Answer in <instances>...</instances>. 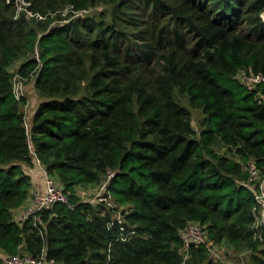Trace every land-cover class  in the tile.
I'll return each mask as SVG.
<instances>
[{
    "label": "trees",
    "instance_id": "trees-1",
    "mask_svg": "<svg viewBox=\"0 0 264 264\" xmlns=\"http://www.w3.org/2000/svg\"><path fill=\"white\" fill-rule=\"evenodd\" d=\"M27 2L18 11V0H0V264L18 253L54 264L211 262L204 246L184 251L194 222L220 251H258L249 168L264 176V81L239 76L264 74V0ZM67 5L85 14L42 21ZM21 58L42 98L31 126L11 70ZM176 92L202 109L199 129ZM37 160L69 204L20 222ZM79 186H105L104 200H83Z\"/></svg>",
    "mask_w": 264,
    "mask_h": 264
},
{
    "label": "rangeland",
    "instance_id": "rangeland-1",
    "mask_svg": "<svg viewBox=\"0 0 264 264\" xmlns=\"http://www.w3.org/2000/svg\"><path fill=\"white\" fill-rule=\"evenodd\" d=\"M29 3L27 2V0H18V11H24L23 8H28ZM103 9L102 8H92L90 10H88V12H95V11H99ZM83 14H85L84 12L75 10V12H73L70 9V6H62L60 10H58L55 13H52V15H47L46 18H44V20L42 21H48L51 22L52 24L51 26H55L57 24H67L69 23L71 20L79 18V17H83ZM264 16V13H263ZM32 18V17H29ZM36 51L38 53V55L36 54ZM35 51V53L33 54V56L35 57H39V49H37ZM25 62V59L21 58L19 60H17L16 62H14L11 66V70L15 72V76H14V83L15 85H20L19 84V79L16 81L15 77L16 76H21L20 73L18 72V69L20 67V65ZM23 89L25 92V97L27 99V104L25 107V111H26V121L27 124L29 126H31V116H33V113L36 109V107L42 102V98L41 95L39 94L38 90L35 87V77H32L31 79L24 81L23 80ZM85 87L82 86V91H84ZM175 98L176 100L182 104L183 106H185L186 108H188L192 115H193V124L196 128H200V123L201 121L204 119L205 115L202 111V109L199 108H193L190 103L189 100L187 98H181L179 93L176 92L175 94ZM222 153H226L225 148H221L220 149ZM227 154V153H226ZM259 175V174H258ZM256 176V180L259 181L258 184V188H256V197L258 198V200H262L263 203L261 204V208H260V216H259V220L257 222L258 226H262L264 228V176L259 175ZM77 193H79L82 197L83 200H89L92 201L93 203H97L99 200H102V196L104 193V190L101 189L99 186L98 187H83V186H79L76 188ZM262 244L259 247L258 251H253L251 249H244L241 251H238L236 249H231L229 248L227 245H219L221 248V252H222V257L221 259L215 260L213 259L211 262L210 261H206L203 264H258L257 259L254 257V254L257 257H263V254L261 253V251L264 249V238L262 239Z\"/></svg>",
    "mask_w": 264,
    "mask_h": 264
},
{
    "label": "built area",
    "instance_id": "built-area-1",
    "mask_svg": "<svg viewBox=\"0 0 264 264\" xmlns=\"http://www.w3.org/2000/svg\"><path fill=\"white\" fill-rule=\"evenodd\" d=\"M73 12L75 9L70 8ZM83 12V11H81ZM32 14V13H30ZM264 17V16H263ZM242 81L247 83L249 86H254L257 83L264 81V74H247L245 72L241 73L239 76ZM19 79L20 85H15L14 90L17 98L25 96L23 80L25 79L21 76H16L15 80ZM39 165V172L44 180V188L40 190H35L30 198V202L25 206L18 216L20 222L33 219L36 224L41 220V213L45 210L51 209L57 203L69 204V195L64 192L62 186L57 182V180L49 174V172L41 165L40 161L37 160ZM250 172L253 177L258 175V170L254 164L250 165ZM112 174H110L111 176ZM106 186V182H105ZM105 186H102L104 189ZM104 200V197H102ZM260 204L263 203L259 200ZM121 215L118 214V219L120 220ZM182 237L184 239V251L187 253L189 248L194 244V246H204L208 250L209 254L215 259L219 260L222 257V253L219 247L216 246L207 236V231L205 227L199 223H190L187 228L182 232ZM188 254V253H187ZM6 264H54L53 261H48L42 255L40 258H34L29 253L15 254L6 257Z\"/></svg>",
    "mask_w": 264,
    "mask_h": 264
},
{
    "label": "crops",
    "instance_id": "crops-1",
    "mask_svg": "<svg viewBox=\"0 0 264 264\" xmlns=\"http://www.w3.org/2000/svg\"><path fill=\"white\" fill-rule=\"evenodd\" d=\"M28 170H29V173L33 177V180H32L33 185L31 188V196H32V194L34 193L35 190H40V189L44 188V180H43V178H42V176H41V174L37 168H32V169L29 168ZM30 198H29L28 203L30 202ZM24 208L25 207H22L21 209H19L17 211L18 216H19L20 211H22Z\"/></svg>",
    "mask_w": 264,
    "mask_h": 264
},
{
    "label": "water",
    "instance_id": "water-1",
    "mask_svg": "<svg viewBox=\"0 0 264 264\" xmlns=\"http://www.w3.org/2000/svg\"><path fill=\"white\" fill-rule=\"evenodd\" d=\"M192 246H194V244H192Z\"/></svg>",
    "mask_w": 264,
    "mask_h": 264
},
{
    "label": "bare ground",
    "instance_id": "bare-ground-1",
    "mask_svg": "<svg viewBox=\"0 0 264 264\" xmlns=\"http://www.w3.org/2000/svg\"><path fill=\"white\" fill-rule=\"evenodd\" d=\"M29 221V220H28ZM19 222V221H18Z\"/></svg>",
    "mask_w": 264,
    "mask_h": 264
}]
</instances>
